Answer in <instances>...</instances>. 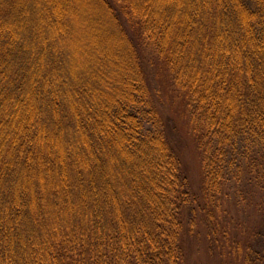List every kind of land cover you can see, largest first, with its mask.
<instances>
[{
	"label": "trees",
	"instance_id": "trees-1",
	"mask_svg": "<svg viewBox=\"0 0 264 264\" xmlns=\"http://www.w3.org/2000/svg\"><path fill=\"white\" fill-rule=\"evenodd\" d=\"M195 236L264 264V0H0V264H189Z\"/></svg>",
	"mask_w": 264,
	"mask_h": 264
},
{
	"label": "rangeland",
	"instance_id": "rangeland-1",
	"mask_svg": "<svg viewBox=\"0 0 264 264\" xmlns=\"http://www.w3.org/2000/svg\"><path fill=\"white\" fill-rule=\"evenodd\" d=\"M82 35L79 40L81 41L82 47L76 46V48L79 50V53H83L84 46L89 47L90 41L95 40V36L93 35L86 36L87 33L86 35L84 33ZM184 141H183L184 142L183 154H184V160L186 161V164L188 167L190 183L193 189H197L199 187V182H200L199 179L201 176L200 166H199L197 158L195 157L196 153L192 151L190 142L187 140H184ZM251 207L252 206H244L245 209L248 208V212L253 213V209H251ZM235 213L236 215L239 214L237 212ZM253 215H257V214L254 212ZM191 245H192V248H191L192 253L190 256L189 264H218L219 263L209 253L208 249L206 248L205 241L202 238L199 239L196 236L192 237Z\"/></svg>",
	"mask_w": 264,
	"mask_h": 264
}]
</instances>
